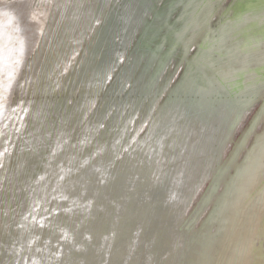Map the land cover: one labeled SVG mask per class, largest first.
I'll list each match as a JSON object with an SVG mask.
<instances>
[{"label":"rangeland","instance_id":"rangeland-1","mask_svg":"<svg viewBox=\"0 0 264 264\" xmlns=\"http://www.w3.org/2000/svg\"><path fill=\"white\" fill-rule=\"evenodd\" d=\"M263 107L264 0H0V264L92 249L79 203L58 202L55 225L43 193L95 170L117 177L90 264H199L208 217L264 145Z\"/></svg>","mask_w":264,"mask_h":264},{"label":"bare ground","instance_id":"bare-ground-1","mask_svg":"<svg viewBox=\"0 0 264 264\" xmlns=\"http://www.w3.org/2000/svg\"><path fill=\"white\" fill-rule=\"evenodd\" d=\"M241 80H242L241 77H239L237 79V82L240 83ZM242 143H243V141H242ZM263 146L264 145L257 147L254 145L251 149V152L253 149H256L255 152H257ZM251 152L247 158L246 163L243 165H240L241 167H238L237 170L233 173L231 181H229L228 185L226 186V189L224 190L225 192H223L224 194L222 193V195H223L222 200L218 201V203L215 206L212 214L208 217V220H207L208 222L213 223V224L215 223L218 225L217 226L218 231L216 230L217 232H215V234L212 235L208 239V241H206L205 245L207 246L206 248H208V249H204L203 251H201L202 252L201 254H198V255H200L199 264H264V251L261 252V248H263V247L262 246L257 247V243H256V241H259L258 243L262 244V240H263L262 238H264V215H263V211H264V155H260V154H256V153H254V155H253V154H251ZM148 155H150V154L148 153ZM62 170H64V169H62ZM99 173H101L100 174V181L103 183V185H101L102 188L100 189L101 197H97V198H94L92 200L86 199V198H90V197H85V196H87L86 194L83 195L84 190L89 188V184H91V185L94 184V182L96 181L94 175L95 174L98 175ZM59 175L61 177H65L67 174L65 171H62ZM90 176H92V178H90ZM116 177H117L116 175H113V174L110 175L109 173H107L106 170H102V171L101 170H95L92 173L81 175V178H78L77 182H74V184H71L70 186L66 185L64 183H61V182L57 183L53 187V191L51 192V190L49 191L47 189L46 190L47 193L45 195L43 193V190L40 189V185H39V189L43 193L44 197H46L47 195L50 194V199L52 200L51 203L53 204L52 207H50V211H49V213L52 217L50 219H48L47 221H54V223H52V224H55V225L60 222L59 217H57L55 215L56 214L55 211H61L60 210L61 208H59L57 206L58 202L60 204L61 203L68 204V203H71L72 201H75V203L76 202L79 203L80 206L77 205L79 207L78 208L76 207L77 209L75 208L76 209L75 212L72 211L71 208L70 209L67 208L68 211L70 212V214H72L73 212L75 213V214H73L74 216H69V218H76L75 219L76 222H79V223L83 222L85 224V226L87 228L86 229L87 232H86V230L81 229L82 232L79 231V233L78 232H76V233L80 234V235L81 234L84 235V237H81V238H85V240H86L85 243L87 242V244L90 243V244L94 245V246H92L93 247L92 249L88 248L89 249L88 250V249L84 248L85 249L84 250L83 247L85 245L81 242L79 244H76V242L73 243L75 245L71 244V245H73V248L71 247L72 248L71 250H73L75 252V254H74V256L69 258L71 256V252L69 251L70 246L66 244V246L64 245V247H63L64 249H63L62 245L59 244V245H61L60 247L63 250V251L61 250L62 251V257H61L62 260H60V262L62 261V263L74 262L75 264H82V263L83 264H90V261H91V263H92L91 259L94 257V254H96V251L98 250V244H99L98 242L100 241L99 239H94L93 234L99 236L102 232L101 229H96V227H94V225L96 223H99L100 227H103L104 225H106L108 216L110 214V206H109L110 204L106 202V200H107L106 197L111 194L109 190L112 189V186H113V183H114ZM134 178H136V177H134ZM79 185H80V187H79ZM76 186H78L77 191L80 192V194H78L77 192H74L73 189L76 188ZM115 187H116V185H115ZM113 193H114V191H113ZM75 194H78V195L75 196ZM74 196L78 199H76ZM103 196H104V198H103ZM62 197H64V198H62ZM97 199H100V200H97ZM97 201H102V203L95 204ZM81 202H83L85 204L81 205L80 204ZM86 203H89V204H86ZM98 210L101 211V216H99V217L95 216V214L97 213L96 211H98ZM53 212L55 214L52 215ZM36 217H37V215H36ZM38 218L39 217H37V219ZM53 218H55V219H53ZM73 225H72V227H73ZM76 225H78V223ZM81 225L82 224H80L79 226H81ZM88 227H90V228H88ZM57 230H59V229L57 228ZM57 233H59V232H57ZM71 233H73V231H71ZM76 233L73 235L74 236L77 235ZM86 233H88V235ZM55 235H57V234H55ZM38 236L39 235L37 233L32 234V237L31 238L29 237L32 240L29 239V242L32 241L33 242V243L31 242L32 244H34V243L39 244L40 242H36V240H35L36 238L38 240L41 239V238H38ZM50 236H52V235H50ZM65 236H67V235L65 234ZM26 237H28V236H26ZM46 237H48V236H46ZM97 238H99V237H97ZM67 239H68V237H67ZM69 239H70V237H69ZM55 240L57 242V239H55ZM75 240H77V239H75ZM48 241H50V240H48ZM48 241H47V243H48ZM21 243L23 244V242H21ZM25 243H27V242H25ZM53 243H55V242H53ZM46 246H45V250H46ZM51 246H53V245L51 244ZM14 247H15V245H14ZM37 247L36 248L32 247L33 249L30 251H33V252H31V253H30V251L27 250V248H25L26 252L28 251L30 253V254L28 253V255H29V257H31L30 258L31 261L34 260L35 257L37 258V256H39L36 254L37 251L34 252L35 249H38ZM217 247H219L220 249H217ZM17 248H19L18 245H17ZM42 249H43V247H42ZM58 252H59V249H57V253ZM194 252H196V251H194ZM39 253H41V252H39ZM57 253H55V256H57L56 255ZM78 253H82L83 256L77 257L79 255ZM14 255H12V256H14ZM60 255L61 254H59V256ZM18 257H20V255ZM18 257H17V259H18ZM29 257H28V260H29ZM217 257L219 258V260L217 259ZM58 258L60 259V257H58ZM42 259H43V257H42ZM22 260H24V259H22ZM39 260H40V257H39ZM39 260H37V261H39ZM184 261H186V260H184ZM27 262L29 263V261H27ZM20 264H23V263H20ZM33 264H34V262H33ZM67 264H69V263H67ZM71 264H73V263H71ZM185 264H195V262L188 260V262H186Z\"/></svg>","mask_w":264,"mask_h":264}]
</instances>
